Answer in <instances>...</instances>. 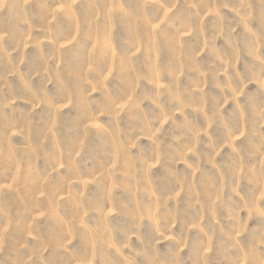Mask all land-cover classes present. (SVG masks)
<instances>
[{"label":"rangeland","instance_id":"1","mask_svg":"<svg viewBox=\"0 0 264 264\" xmlns=\"http://www.w3.org/2000/svg\"><path fill=\"white\" fill-rule=\"evenodd\" d=\"M0 264H264V0H0Z\"/></svg>","mask_w":264,"mask_h":264}]
</instances>
